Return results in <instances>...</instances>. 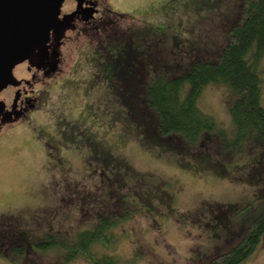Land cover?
Listing matches in <instances>:
<instances>
[{
  "label": "rangeland",
  "instance_id": "rangeland-1",
  "mask_svg": "<svg viewBox=\"0 0 264 264\" xmlns=\"http://www.w3.org/2000/svg\"><path fill=\"white\" fill-rule=\"evenodd\" d=\"M120 1L114 7L122 12L136 9L141 2L149 6L140 34H150L152 69L134 74L143 86L155 72L166 76L185 72L200 51L214 50L236 0H130L127 5ZM132 75L112 87L126 92L125 82ZM68 81L61 84L65 90L50 93L47 111L37 116L41 122L0 139V264H63L61 249L29 252L20 260L7 248L24 250L47 234L71 242L78 232L94 228L99 210L103 212L100 205L116 204L119 214L130 208L136 211L110 228L105 245L91 247L94 256L113 255L128 264H193L229 244L244 220L239 206L264 192V160L256 159L260 148H255L257 154L248 166L220 163L224 171L218 170L211 160L177 155L144 137L147 131L137 104L123 103L108 84ZM85 92L88 95L82 99ZM230 101L227 88L213 84L204 90L198 107L229 130ZM83 111L100 122L99 137L119 163L117 167L103 168L93 158H84L82 164L78 153L57 154L43 146L54 130L51 121L72 119ZM145 112L150 123V111ZM75 187L88 195H73ZM118 197L124 202L117 203ZM89 263L79 256L65 264ZM241 264H264V238Z\"/></svg>",
  "mask_w": 264,
  "mask_h": 264
},
{
  "label": "trees",
  "instance_id": "trees-1",
  "mask_svg": "<svg viewBox=\"0 0 264 264\" xmlns=\"http://www.w3.org/2000/svg\"><path fill=\"white\" fill-rule=\"evenodd\" d=\"M231 13L221 26L214 50L200 51L185 72L170 76L155 72L143 86L137 84L133 72L128 80L130 83L125 82L126 92L121 93L111 84H118L122 78L127 80L132 71L117 63L115 47L110 48L113 59L107 62L106 69L107 86L123 103L137 104L135 107L144 117L141 125L147 131V136L143 133L144 137L177 155L186 154L205 162L211 160L222 171L220 163L248 166L257 154L256 147L260 148L257 161L264 160V0H236ZM213 84H222L229 92L231 101L227 110L232 126L229 130L198 107L204 90ZM145 110L150 111V123L145 121ZM102 155L106 168L119 165L108 147ZM120 201L124 202L120 199L117 203ZM100 206L103 212L99 210V221L94 228L78 232L71 242L57 241L47 234L40 241H32L24 250L8 246L10 255L22 260L29 252L56 248L63 250V264L79 256L89 259V264H128L113 255L94 256L90 250L96 244L105 245L110 228L131 218L136 210L125 209L119 214L116 204ZM238 209L244 220L231 242L206 260L193 264H241L255 251L264 238V192ZM0 250L2 254L3 250Z\"/></svg>",
  "mask_w": 264,
  "mask_h": 264
},
{
  "label": "flooded vegetation",
  "instance_id": "flooded-vegetation-1",
  "mask_svg": "<svg viewBox=\"0 0 264 264\" xmlns=\"http://www.w3.org/2000/svg\"><path fill=\"white\" fill-rule=\"evenodd\" d=\"M115 1H63L59 18L67 17L69 27L58 44L51 32L46 43L47 58L34 65L28 60L17 64L13 68L15 80L0 91V139L38 123L37 118L47 111L52 98L50 93L65 90L61 84H70L68 79L71 84H85L86 80L88 84H106L107 62L113 59L110 48L117 49V63L132 72H149L152 69L153 60L148 47L150 34L142 37L140 34L144 33V16L149 6L141 2L134 7L136 9L128 8L127 12H122L114 7ZM120 2L130 4V0ZM53 60H56L55 65ZM88 93H83L82 99ZM97 122L87 111L77 113L72 119L65 116L60 121H51L54 130L43 146L57 154L63 150L78 153L82 164L84 158H93L106 168L102 160L106 145L99 137L97 130L101 125ZM76 187L73 195H88L85 189Z\"/></svg>",
  "mask_w": 264,
  "mask_h": 264
},
{
  "label": "water",
  "instance_id": "water-1",
  "mask_svg": "<svg viewBox=\"0 0 264 264\" xmlns=\"http://www.w3.org/2000/svg\"><path fill=\"white\" fill-rule=\"evenodd\" d=\"M63 1L0 0V91L15 80L17 64L28 60L34 65L47 58L51 32L58 44L69 27L67 17L59 18Z\"/></svg>",
  "mask_w": 264,
  "mask_h": 264
}]
</instances>
